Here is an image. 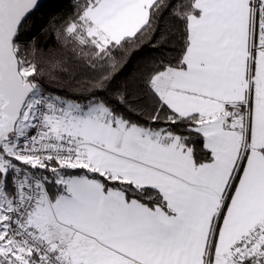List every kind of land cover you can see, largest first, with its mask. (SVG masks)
<instances>
[{
    "label": "snow or ice",
    "instance_id": "obj_1",
    "mask_svg": "<svg viewBox=\"0 0 264 264\" xmlns=\"http://www.w3.org/2000/svg\"><path fill=\"white\" fill-rule=\"evenodd\" d=\"M38 8L0 0V264H264V0H75L62 55L23 39ZM165 15L150 107L110 100ZM69 56L75 97L44 85Z\"/></svg>",
    "mask_w": 264,
    "mask_h": 264
},
{
    "label": "trees",
    "instance_id": "obj_2",
    "mask_svg": "<svg viewBox=\"0 0 264 264\" xmlns=\"http://www.w3.org/2000/svg\"><path fill=\"white\" fill-rule=\"evenodd\" d=\"M75 0H47L25 23L23 39L32 42L45 52L55 50L62 55L55 39L53 22L73 13ZM178 24L171 16L165 15L159 21V31L154 42L144 41L142 46L132 49L125 57L122 74L118 73L112 82L108 98L115 101L118 92H126L129 102L150 107L143 96L142 77L144 72L161 59L172 60L179 52L180 37ZM65 66L54 78L45 79L44 85L54 93L68 97L80 95V87L92 75L90 69L72 57H65ZM133 119L147 120L146 115L129 112Z\"/></svg>",
    "mask_w": 264,
    "mask_h": 264
},
{
    "label": "water",
    "instance_id": "obj_3",
    "mask_svg": "<svg viewBox=\"0 0 264 264\" xmlns=\"http://www.w3.org/2000/svg\"><path fill=\"white\" fill-rule=\"evenodd\" d=\"M46 1H47V0H39V8H40V7L42 6V4L45 3ZM39 8H38V9H39ZM38 9H37V10H38Z\"/></svg>",
    "mask_w": 264,
    "mask_h": 264
}]
</instances>
